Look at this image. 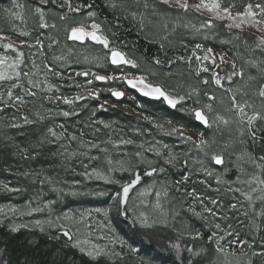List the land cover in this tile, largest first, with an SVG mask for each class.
I'll return each instance as SVG.
<instances>
[{
  "label": "trees",
  "instance_id": "1",
  "mask_svg": "<svg viewBox=\"0 0 264 264\" xmlns=\"http://www.w3.org/2000/svg\"><path fill=\"white\" fill-rule=\"evenodd\" d=\"M18 2L25 5L24 21L13 20L10 23L3 9L11 8V0H0V31L7 36L16 38L17 42L24 40L28 44H34L36 39L42 40L44 55L39 54L37 47L29 49L25 46L21 49L27 60L25 65L30 70L32 68L31 61H35L37 64H41L42 61L46 62L60 71L62 78L52 75L48 77V82L59 88L58 92L53 89L48 95V93L37 90L36 97H25V104L0 111V206L6 208L4 212L6 214L0 215V264H190V262L191 264H215L214 249L207 243V236L215 230L214 224L218 222L227 227L228 223H232L239 227L236 221H243L244 218L242 215L233 217L229 208L231 194L226 192L225 186L217 188V192H215L214 189H208L204 183H201L205 180L211 182L210 179L199 174H197L198 177H194L191 172L188 173L189 165L188 163L185 165V161H187L185 157L179 156L178 162L174 164L164 163V156L167 152L169 154V150L180 153L183 146L166 135L165 132L153 130L152 122L154 123V121L152 119H162L167 125L171 121V126L183 125L184 128L197 134L203 133L207 137L205 127L198 123L194 116L182 112L179 107L172 109L162 100L147 99L133 91H129L128 97L125 94L121 100H115L108 89L125 88L123 81H118V83H115V80L102 82L94 80L91 75L88 77L77 76V70L80 68L94 72L95 67H89L91 66L89 64L93 62L92 58L104 55V51L94 43L85 41L81 44L67 41L65 34L62 33L66 25L75 24V22L81 21L84 16L86 17L87 10H82V13H68L66 7H61L62 0H55L54 3L52 0H48L47 3L44 0H18ZM73 2L93 4L92 10L96 12L95 22L101 25V30L106 36L109 34L110 41L123 52L130 50L142 64V69H146L152 75L161 77L163 80L169 78L174 87L182 93L187 91V85L196 84L197 80L194 75L190 74L187 60L179 59L190 56L193 47L188 45L185 48L181 41L192 45L201 43L206 48H213L214 52L218 54H225L229 60L233 58L232 53L237 52L233 45L221 43V40L230 38L226 29L224 31L222 28H217L216 31H213L215 36L207 40L204 39L203 42L197 38L198 35L186 30L183 24L189 21L198 26L191 14L178 20L177 13L173 11L170 16L166 17L167 30L162 27L164 21L160 17L152 18L151 23L146 19L144 27L141 28L139 17L137 20H133L124 7L110 8L107 0H73ZM123 2L124 0H116L118 5ZM127 2L131 3V0H127ZM229 2L231 0H225L226 4ZM246 2L247 0H236L238 7ZM37 6L44 9L49 24H52L49 18L54 20L57 24L56 29L49 30L38 27V17L33 15V9ZM159 10L165 11L162 7ZM65 13L68 14V20L60 21L59 16ZM88 22L92 21L88 20ZM13 24L18 31H27L29 35L19 36L16 31H12ZM49 36L56 37L59 41L51 50L47 47L50 43ZM242 37L247 39L250 45L253 43L254 37L249 31L246 30L242 33ZM68 49H72L71 53ZM2 52L3 49H0V53ZM8 54L15 55L12 52ZM198 54L203 55L202 52H198ZM239 54L247 57L242 44ZM60 55L65 56L66 59L54 62L53 56ZM169 59L176 62L169 64ZM156 60H160L162 63L157 65ZM204 63L208 64L209 62ZM237 63L240 64L242 61L237 60ZM103 64L105 69L101 71L100 67V71L110 75H118L121 72L143 75L141 71L134 70L133 67L121 66L118 68L104 61ZM22 66L24 68V65ZM191 67L193 69L196 67L194 58ZM39 78L44 79L42 75ZM90 79L92 83L88 84L87 81ZM178 84H184L185 88H178ZM5 88L6 83L0 82V91H4ZM15 91L19 95H24L19 89ZM89 91L97 92L98 96L89 97ZM52 95L69 98L83 95L85 99L75 101L72 105H66L62 101L45 98ZM4 99H7L6 95ZM224 99L227 101V96L224 95ZM117 104L122 105L128 111L117 107ZM100 105H103V108ZM63 111H70L74 114L64 117L60 114ZM37 113L44 119H38ZM23 116H28L34 123L24 124ZM146 117L150 119H145ZM12 123L22 126L13 128L10 126ZM105 124L110 127L105 128ZM49 128L58 134L63 133V135L59 140H55L48 133ZM163 128L168 130L166 125H163ZM71 135H75L77 140H70ZM81 139L96 142L100 144L101 148L106 147L109 150L110 158L114 161V167L115 161L126 158L122 155L123 153H134L137 150L136 145L154 143L161 155L147 153V156L154 162L153 166L164 168V172H158L151 177L143 176V171L147 166L141 165V184L153 179L152 183L156 182L157 189L161 188L160 184L162 183L167 186L169 196L166 199H161L164 213L168 212L167 220L166 217L164 218L166 222L149 228L133 224L132 217L137 215L139 204L135 201L128 203L129 207L135 206L134 212L124 215L118 211L117 202L113 200V197L120 191L121 184L129 181L124 179L126 174L120 171L108 174L105 154L98 149L79 148ZM120 139H133L135 144L114 148L112 143H104L105 141L117 142ZM42 140L43 143H41ZM65 148H67V152H65ZM72 151H85L88 152V156L68 155ZM89 156H96L98 159L90 161ZM90 170H101L119 183H110L105 179L96 178L95 175L88 178V174L92 173ZM185 174L189 177L187 180L183 179ZM9 189H16V191ZM192 192L202 197L204 205L210 208L214 206L209 203V198L217 199L219 207H215L214 210L219 215L213 217L204 212L199 205L201 204L200 200L188 195ZM45 205L48 206L45 207ZM37 208L41 210L44 217L30 220L25 224L15 223L19 217H26L31 212L36 215L40 214L33 210ZM98 208L108 210L107 220L102 213L93 211ZM190 208L202 214L197 216L189 210ZM82 210H90L88 212L96 216L94 217L96 225L111 223L113 231L97 227L99 236L102 240L107 241L100 247H104L106 250L114 248L116 251H121V245L109 242L110 238L119 236L126 241V245H131L139 251L136 254H130L127 246H124L123 260L111 261L106 257H100L93 261L82 255L78 249L72 248L68 244L67 238L62 235L60 225L71 228L75 233L79 227L75 222L77 219L64 220L63 215L69 213L72 217H76ZM170 218L171 221L168 220ZM12 227H16L17 231H11ZM241 230L248 231L247 227ZM79 231L84 233L85 229L80 227ZM197 233L201 234V238H194ZM253 235L259 242L261 234L254 232ZM172 245L179 247L177 249ZM189 248L192 249V252L188 251ZM196 253L200 254L196 255ZM256 264H260L258 259H256Z\"/></svg>",
  "mask_w": 264,
  "mask_h": 264
},
{
  "label": "snow or ice",
  "instance_id": "2",
  "mask_svg": "<svg viewBox=\"0 0 264 264\" xmlns=\"http://www.w3.org/2000/svg\"><path fill=\"white\" fill-rule=\"evenodd\" d=\"M44 2L47 3L48 0H44ZM52 2L54 3L55 0H52ZM107 2L112 9H116L118 6L124 7L133 20H137L139 17L141 28L144 27L146 19L151 23L152 18L160 17L164 21L162 27L167 30L168 21L166 17L170 16L174 11L177 13L178 20H182L185 15L190 13H196L199 17H202L203 19L198 26L189 21L184 23L183 27L195 35H202L205 40L215 36L213 29L217 28L218 23L229 32L230 38L221 40V43L231 44L237 49V52L232 53L233 58L231 60L226 59L225 54H217L213 48H206L201 43H195L190 56L179 58L187 60L190 74L194 75L197 80L196 84L187 85V91H183V94L177 91L176 88H169L161 83L150 82L144 75L132 76L124 72H121L120 75H100L87 69L77 72L76 75L82 77L91 75L94 80L103 82L123 81L127 87L135 89L146 97L162 100L163 103L172 109H177L180 106L182 112L194 116L195 120L206 128L215 130L211 139L206 138L203 133H200L197 139H193L185 134L183 125L171 126L165 131V134L175 135L181 141L191 143L203 153L204 159L196 161L200 165L198 171L206 177L214 178L217 185L225 186L226 192L231 194L229 208L233 213V217L242 215L244 218L243 221H236L239 227L234 226L232 223H228L227 227L222 226L218 222L214 224L215 230L211 231V234L207 236V243L214 249L215 264H256V259L260 261V264H264V0H247L240 7L237 6L236 0H231L227 4L225 0H195L194 3L190 2V0H152V3H149V0H131V3L124 0L120 5L116 3V0H107ZM61 7H66L68 13H82V10H87L86 19L92 21L90 24L81 22L66 25L63 31L67 41L80 42L81 44L85 41H92L95 45L102 46L105 50L104 55L92 58L98 65L101 61H104L118 68L124 65H130L133 68L138 67L135 61L129 59L102 32L101 25L95 22L94 19L96 12L92 10L94 8L93 4L62 0ZM160 7L165 11H160ZM24 8L25 5L19 3L18 0H11V8L3 9V12L9 18L10 23L13 20L23 22ZM33 15L38 17V27L40 29L57 28L56 23L49 24L47 22L46 13L42 7H35ZM68 18L67 13L59 16L60 21H66ZM246 30L254 37L251 45L247 39L242 37V33ZM12 31H16L19 36L29 35L27 31H18L15 24L12 25ZM48 40L50 43L47 47L50 50L59 43L52 36H49ZM181 43L185 48L188 47V44L184 41H181ZM241 44L247 53L246 58L239 54ZM25 46L29 49L37 47L39 54L44 55L42 40L36 39L34 44H28L26 41L20 40L17 44L10 36L0 31V49H3V52L0 53V82L6 83L5 90L0 91V111L25 104V97H36L37 90L50 92L55 89L57 92L59 91L56 85L48 82L49 75L62 78V73L57 71L53 65L42 61L41 66L35 61H31L32 68L30 70L24 71L22 69L21 66L27 63L25 53L21 50ZM68 51L71 53L72 49H68ZM9 52L15 53V55H10L8 54ZM198 52H202L203 55H199ZM193 58L196 62L194 69L191 67ZM52 59L54 62L63 61L66 57L60 55L53 56ZM237 60H241L242 63L238 64ZM175 62L171 59L168 60L169 64ZM204 62L209 63L205 64ZM155 63L160 65L162 61L156 60ZM221 72H223V75H221ZM202 74L208 75L201 78ZM41 75L44 78L43 80L39 78ZM168 75H171V73H168ZM87 83L91 84L92 80H88ZM177 87L184 89L185 85L178 84ZM209 87L213 90H207ZM17 89L21 90L24 95L17 94L15 91ZM216 90L222 91L227 96V103L224 96L217 97ZM108 91L112 97L117 99L125 95L123 91H119L116 88H110ZM5 95L7 97L6 100L4 99ZM88 96L97 97L98 93L89 91ZM202 96L206 97L209 102L202 103ZM45 98L52 100V97ZM82 99H85L83 95L71 98L60 95L55 96L56 101H62L66 105H72L75 101ZM187 100H191V107L187 106ZM100 107L103 108V105H100ZM60 114L64 117H69L74 113L63 111ZM37 117L40 120L44 119L39 113H37ZM145 119L150 118L146 117ZM23 123L32 124L34 121L30 120L28 116H23ZM168 123L171 125V121ZM10 126L19 128L22 125L12 123ZM104 127L108 128L110 125L105 124ZM156 127L164 131L163 125H156ZM47 131L55 140H59L63 135V133L58 134L51 128ZM216 134H219V137ZM69 139L76 141L77 137L71 135ZM43 142L42 140L41 143ZM104 143H112L114 148H118L121 145H134L135 141L133 139H120L117 142L105 141ZM79 148L98 149L104 153L108 172L120 171L129 174L131 179L126 183H122L120 191L113 197V200L117 202L118 211H121L124 215L135 211V206H128L129 193L141 183L140 166H147L143 171V176L151 177L158 172H164V168L153 166L154 162L147 156V153H154L157 156L161 155L151 144L145 147V144L141 143L136 145L137 150L134 153H123L122 155L126 158L115 161V167L113 166L114 161L110 158L109 150L106 147L101 148L96 142L81 139ZM65 152H67V148H65ZM61 155H64V153H61ZM68 155L88 156V152L72 151ZM88 158L90 161L98 159L96 156H89ZM175 162H178V158L169 150L164 163L174 164ZM185 165H187V161H185ZM213 166H220L222 171H218ZM93 175L110 183H119L111 176L96 170L88 174V178H92ZM188 178L187 174L183 176L184 180ZM205 182L201 181V183ZM9 190L16 191V189ZM151 190H153V185L149 184L140 189L138 196L144 197ZM154 195L156 201L153 207L160 210L162 215H165L161 199H166L169 196L167 186L162 183L160 189L154 190ZM188 195L200 200L204 212L213 217L219 215L214 210L215 207H219L217 199L209 198V203L214 206L210 208L204 205L203 198L195 192L188 193ZM141 203H143V200H141ZM47 206L45 205V207ZM33 210L38 211L40 209ZM189 210L193 211L197 216L201 215L200 212H195L194 209L190 208ZM94 211L102 213L107 220L108 210L98 208ZM91 215V212L80 214L79 219L75 221L79 226L75 233L71 228L60 225L62 235L67 238V242L72 248L78 249L82 255L93 261L100 257H106L111 261L123 260L124 246H127L130 254H136L139 251L131 245H126V241L119 236L110 238V242L121 245V251H116L114 248L106 250L104 247L93 244L87 238L80 239V235L87 236L91 234L92 225L88 222V218ZM63 219L73 220L75 218L69 213H65ZM37 223L39 224V222ZM132 223L139 224L142 228L152 226L145 212L134 215ZM80 227L85 229L84 233H80ZM97 227L113 231L111 223L98 224ZM244 227H247V232L241 230ZM11 231L15 232L17 228L12 227ZM254 232L261 234L259 242L253 235ZM249 237L251 238L249 239ZM194 238H201V234L197 233ZM172 247L178 249L179 246L172 245ZM188 251L192 252V249L189 248ZM199 254L196 253V255Z\"/></svg>",
  "mask_w": 264,
  "mask_h": 264
},
{
  "label": "rangeland",
  "instance_id": "3",
  "mask_svg": "<svg viewBox=\"0 0 264 264\" xmlns=\"http://www.w3.org/2000/svg\"><path fill=\"white\" fill-rule=\"evenodd\" d=\"M149 1H151V3H152V0H149ZM190 2H195V0H190ZM191 15H192V18L194 19V21H196L197 22V24L199 25L200 23H201V21H202V17H199L196 13H190ZM50 19V22L51 23H55L54 22V20L52 19V18H49ZM48 22V21H47ZM81 22H83V23H85V24H90L91 22H88V20L86 19V17L84 16L83 17V19L80 21H78V22H75V24L76 23H81ZM217 28L218 29H223L224 30V28L222 27V26H220L219 25V23H218V26H217ZM217 28H215V29H213V31H216L217 30ZM51 28H49V30H50ZM48 31V30H47ZM225 31V30H224ZM62 33H64V31H62ZM226 33H228V32H226ZM109 35V34H108ZM107 35V36H108ZM12 38V37H11ZM108 38H110V36H108ZM197 38L200 40V41H202L203 42V36L202 35H198L197 36ZM54 39H57L56 37L54 38ZM12 40H14L17 44L19 43V42H17V39L15 38H12ZM90 42H92V41H90ZM78 43H80V42H78ZM93 43V42H92ZM190 47H194V45H192V44H188ZM97 47H99L100 49H102L103 51H105L103 48H102V46H100V45H97ZM124 53L126 54V56L129 58V59H131V60H133V61H135V63L138 65V67H136V68H134V70H139V71H141L142 72V74L144 75V76H146L147 77V79L150 81V82H156V83H161V84H164V85H166L167 87H169V88H175L174 87V84L172 83V82H170V80H169V78H168V80H167V78L165 79V80H163L161 77H157V76H154V75H152V73H150V72H148L146 69H142L141 68V66H142V64L135 58V56L132 54V52L130 51V50H125L124 51ZM218 54V53H217ZM103 55V54H102ZM226 59H228L229 60V58L228 57H226ZM85 65H87V64H85ZM89 65H91V66H89V67H92V68H94L95 67V69L96 70H94V72L95 73H97V74H100V75H110L109 73H104V72H101L102 71V69H105L104 68V64H103V61H101L100 62V64L98 65L95 61H93V62H91V64H89ZM101 67V71H100V68ZM124 67H126V68H131V66L130 65H124ZM22 69L23 70H27L28 71V68H27V65H24V68H23V66H22ZM78 72L79 71H83V69L82 68H80V69H78L77 70ZM118 75H120V74H118ZM208 74H202V76H201V78H204V77H206ZM132 76H138V75H132ZM195 78V77H194ZM196 79V78H195ZM26 82V81H25ZM103 82V81H102ZM115 83H118V81H115ZM121 90L127 95V97H128V95H129V91H127L124 87L123 88H121ZM177 91H179L178 89H176ZM207 90H209V91H212L213 89L211 88V87H209ZM55 91V90H54ZM51 92L52 91H50V92H43V93H48V95H50L51 94ZM57 92V91H56ZM182 93V92H181ZM183 94V93H182ZM216 94H219V95H217V96H224V93L222 92V91H217L216 90ZM55 96H57V95H52L51 97H52V100H55ZM226 100V99H225ZM189 102H191V100H187V106H189V107H191V104H188ZM201 102L202 103H208L209 101H207V98L206 97H201ZM226 103H227V101H225ZM215 106V105H214ZM117 107H119V108H121V109H123L124 111H128V110H126V109H124L123 107H122V105H120V104H117ZM179 107V109H180V106H178ZM159 120V121H158ZM152 121H154V123L152 122V126H153V130H155V129H157V130H161L160 128H158V127H156V125H166V127H168L167 129H169L170 127H171V125H167V123H164V121L162 120V119H156V118H153L152 119ZM163 121V122H162ZM169 124V123H168ZM203 127H205L204 125H203ZM185 129V134L186 135H188V136H191L193 139H197L198 137H199V134H197V133H195V132H193V131H191V130H189V129H186V128H184ZM205 129H206V131H207V137L206 138H208V139H211L213 136H214V132H215V130L214 129H210V128H206L205 127ZM166 130L164 129V131H161L162 133L163 132H165ZM217 135V134H216ZM174 141H176L177 143H179L180 145H182L183 146V152L181 151L180 153H175V151H172L171 153L172 154H174V155H176L177 156V158L179 157V156H182V157H185V160H187V163H188V167H187V171H188V173L189 172H191V174H192V176H194V177H198V175L197 174H199V175H203V173H201L200 171H198V169L200 168V165L198 164V163H196V161L197 160H202V159H204V156H203V153L202 152H200L198 149H196L193 145H192V147H191V143H185V142H183V141H181L177 136H175V135H169ZM153 147H155L156 148V145H154V143H150ZM156 144V143H155ZM100 145V144H99ZM145 146H148V144H146ZM159 152H160V150L158 149V148H156ZM184 150H186L185 152H184ZM167 155H168V152H167V154H165V156H164V159L167 157ZM196 156H198V157H196ZM189 159H191V160H189ZM214 167H216L217 168V170L218 171H222V168L220 167V166H214ZM92 173H93V170H90ZM97 171H99V172H101V173H103L104 174V172L103 171H101V170H97ZM107 173L109 174L110 172H108L107 171ZM121 173H125L126 174V176H125V178L124 179H128V180H130L131 179V177L129 176V174L127 173V172H121ZM106 175V174H105ZM203 177H205V178H207V179H210V181L211 182H207L206 180V182L204 183V186L206 187V188H208V189H210V188H212V189H214V191L215 192H217V188H220V187H222V185H217L216 184V182H215V179L214 178H211V177H206L205 175H203ZM152 180L153 179H149L147 182H145V183H143V184H138L137 186H136V188L135 189H133L132 191H130V195H129V197H130V199H129V202H133V201H135V202H138L139 204H138V208H137V215L140 213V212H145L147 215H148V217H149V222L150 223H152V226L151 227H153L154 225H161V224H163V223H165L166 221L164 220V218L166 217V220H167V218H168V212H165V215H162L161 214V211L160 210H158V209H155L154 207H153V205H154V203H155V201H156V197H155V195H154V190H156L157 188L155 187V181L152 183ZM149 184H152L153 185V190H151L150 192H149V194L148 195H146V196H144V197H139L138 196V192L140 191V189H142V188H144L145 186H147V185H149ZM160 185H162V184H160ZM141 200H143V203H141ZM161 203H162V201H161ZM145 205H147V207H145ZM200 206H201V208H202V205L201 204H199ZM200 208V209H201ZM37 209H39V208H37ZM6 211V208H5V206H0V215H2V216H4V214H6V213H4ZM14 211H16V210H14ZM13 211V212H14ZM40 211V212H39ZM39 211H37L38 213H40V214H38V215H36V214H34V213H30V215H27L26 217L25 216H23V217H19L17 220H16V224H25V222H28V221H30V220H38L39 218H41V217H44V215L42 214V212H41V210H39ZM88 211H90V210H82L76 217H74L75 219H79V217H80V214L81 213H86V212H88ZM94 211V210H93ZM163 212H164V209H163ZM36 213V212H35ZM201 213V212H200ZM8 214V213H7ZM202 214V213H201ZM94 217H96L95 215H92V216H90L89 218H88V222H89V224H91L92 225V227H91V229H90V235H87V236H85V235H82L81 237H79L80 239H84V238H87L88 240H90L93 244H97V245H99V246H101L103 243H106L107 241H104V240H102V238H101V236H99V231L97 230V225H96V218H94ZM169 221H171V218L170 219H168ZM76 221V220H75ZM110 242V241H109Z\"/></svg>",
  "mask_w": 264,
  "mask_h": 264
},
{
  "label": "water",
  "instance_id": "4",
  "mask_svg": "<svg viewBox=\"0 0 264 264\" xmlns=\"http://www.w3.org/2000/svg\"><path fill=\"white\" fill-rule=\"evenodd\" d=\"M125 88L127 89V90H129V91H133V92H135L136 94H138L139 96H141V97H145V98H147V99H151V100H157V99H154V98H151V97H146V96H144V95H142L141 93H139V92H137L135 89H131V88H129V87H127L126 85H125ZM119 91H121V90H119ZM115 100H117V101H119V100H121L122 99V97L121 98H119V99H117V98H115V97H113ZM168 106V105H167ZM198 122V121H197ZM199 123V122H198Z\"/></svg>",
  "mask_w": 264,
  "mask_h": 264
}]
</instances>
